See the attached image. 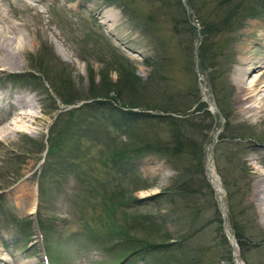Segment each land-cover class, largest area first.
<instances>
[{"label":"rangeland","instance_id":"1","mask_svg":"<svg viewBox=\"0 0 264 264\" xmlns=\"http://www.w3.org/2000/svg\"><path fill=\"white\" fill-rule=\"evenodd\" d=\"M219 1L0 0V117L4 119L0 128L6 125L15 129L14 133L0 134V258L7 254L12 264H44V257L48 264L164 262L159 251L130 253L136 240L154 243L159 242L167 230L180 233V226L174 227L168 218L169 206L163 198H158L151 206L144 205L141 210L138 207L129 212L134 220L137 212L155 217L159 226L156 233L134 224L131 218L122 221L120 209L109 215V231L114 230L115 224L124 226L133 238L128 242L107 234L103 218L106 212L102 206L106 195L119 194L123 187L128 197L140 200L166 191L176 172L164 160L147 156L128 161L122 170L104 167L97 162L99 150L103 149L97 146L86 151L89 156H95L91 161L94 170L93 177L88 176L83 184L84 177L77 175L87 174L90 164L68 163L74 155L68 160L65 157L68 150L44 157L55 126L53 116L63 115L64 120L68 110L77 108L76 105H63L62 100L72 98L73 94L84 97L91 88L98 91L103 83L116 82L120 77L117 60L129 67L140 83L160 82L170 107L175 105L179 111L193 112L196 102L203 100L202 89L210 101L214 100L210 92V73L218 82L224 79V88L230 91L226 107L231 126L250 127L251 135L259 143L253 142L255 139L239 142L236 138L233 141L226 138L216 143L210 159L212 143L221 124L217 119L210 128L206 167L210 160L213 178L220 183L225 201L222 173L231 181L238 180V185L246 186L242 195L254 207L258 225L264 230V110L244 112L236 101L234 83L241 62L246 58H252L246 67L262 65L264 73V63L257 62L259 57L264 58V18L249 19L240 30L232 33L209 34L210 45L204 52L207 61L204 64H211L207 60L209 56L215 67L204 69L199 56L200 23L208 19L215 24V16L211 13ZM181 7L185 8L184 16ZM4 49L16 51L18 66L5 65L8 55ZM154 71L157 72L153 74ZM254 75L256 73L247 74L245 80L251 81ZM216 85L218 87L219 83ZM150 89L151 86L149 92ZM142 93L136 98L145 103L147 97L148 103H152L149 102L152 93ZM163 97H152L155 101L152 106H158ZM20 98L30 105L22 111L36 118L26 119L22 127L16 128L13 121L17 116L9 102ZM106 101L118 108L126 102L124 98ZM54 103L60 109L56 114L51 112ZM62 127L60 121L58 128ZM160 135L164 136L165 131ZM118 136L121 142L126 141L122 135ZM65 140L68 148V139ZM74 140L71 145L75 144ZM242 144L244 148L239 149L237 145ZM232 156L236 164L231 162ZM242 174L246 177L244 181H240ZM131 182L140 183L138 191L131 192ZM95 192L97 194H92ZM202 195L210 194L204 190ZM212 195L217 205L215 192ZM199 200L202 202V197ZM91 217L98 222L90 226L87 222L91 223ZM40 220L44 228L37 225ZM204 220L202 217L201 222ZM214 227L211 225L194 240L189 254L198 256L203 264H227L221 252L223 248L213 241ZM249 258L250 264H258L257 256L251 253ZM0 264L9 263L0 259Z\"/></svg>","mask_w":264,"mask_h":264},{"label":"trees","instance_id":"2","mask_svg":"<svg viewBox=\"0 0 264 264\" xmlns=\"http://www.w3.org/2000/svg\"><path fill=\"white\" fill-rule=\"evenodd\" d=\"M121 6L125 7L123 3ZM181 10L184 16L185 8ZM213 14L216 19L214 25L212 24L213 21L206 18V22L201 21L200 23L202 39L199 56L201 66L204 69L215 67L209 56L207 60L211 61V64H204L207 62L204 52L210 45L208 42L209 34L232 33L240 30L244 22L249 19L264 18V0H238L235 3H233V0H220L218 5L214 7L211 15ZM186 23L189 25L188 19H186ZM190 28L195 29L193 26H190ZM115 63L121 69H119L120 77L116 82L113 84L110 82L103 83L98 91L91 88L89 94L84 97L73 94L72 98L62 100V104L65 106L76 105L79 103L78 101L86 103L68 110L64 114L68 117L64 120L61 117L63 115L58 114L56 116L54 130L50 129L46 157L68 150V154L65 156L68 160L74 154L68 163L72 164L80 161L86 165H91L92 158L95 156H89L86 151L100 146L103 149L99 150L97 162L104 167H119L120 170L130 160L147 156L161 158L176 172L175 178L166 191L140 200L128 197L126 195L127 191L123 187L119 194H109L106 195V198L103 197L102 206L105 207L106 212L103 218L105 219V226L108 228L107 234L117 235L116 237L121 242H128L130 238L133 239L129 236V229L124 226L115 224L114 230L109 231V221L111 223L109 215L115 212L116 209H120L122 221L131 218L134 224L147 228L150 232H158L159 226L155 221L157 220L155 217L137 212L134 220L129 212L138 207V210H141L144 205L151 206L152 202L158 198H163L169 206L167 210L168 218L174 224V227L180 226V233L167 230L159 238L160 241L154 243H142L136 240L135 247L130 253L159 251L164 259L162 264H203L198 256L189 254L190 245L192 243V246L195 245L194 240L198 236L201 237L202 233H205L211 225H215L212 234L213 241L216 242L217 247L220 244L223 248L221 251L224 252L223 260L227 264H233L231 247L223 233V227L226 225L237 242L240 257L244 263L250 264L251 259L249 257L252 253L257 256L258 264H264V260L261 259L264 257V230L258 225L254 207L251 203L248 204L245 201V195H242L246 186H240L237 183L238 180L232 179L231 181L227 175L220 173L226 191L227 219L225 224L214 201V195H212L214 192L206 178V147L211 139L209 135L210 128L219 117L217 115L212 116L208 111V105L200 99L196 102L197 106L193 112L176 110L175 105L171 108L160 82L153 81L151 83V80H149V82L142 84L140 79L128 70L129 67L118 60ZM156 72L154 71L153 74ZM38 73L40 72L38 71ZM51 79L56 82L55 78ZM222 81L218 82L210 73V92L220 115L224 119L222 133L218 136L217 143L223 142L226 138L231 139V141L236 138L239 142L255 139L251 135L252 130L250 127L240 124L231 126L230 113L226 107L230 98V91L225 90V81ZM94 83L95 80H92L91 84ZM161 83L164 84L165 82L161 81ZM216 83H219L218 87ZM149 86H151L150 92ZM141 93H152L149 98V102L152 103H148L147 97V99L144 98V101H147L145 103L138 100L136 97ZM156 95H164V97L161 100L159 99L158 106L153 107L155 101L152 100V97ZM108 98L114 101L124 98L126 102H122L121 108H118L107 102ZM135 109L140 110L135 111ZM58 110L59 107L54 103L51 112ZM77 115H80L79 119ZM208 117L212 118L207 120ZM60 121L63 122V127L59 129ZM213 121L215 123H212ZM57 129L58 131L53 136L54 131ZM164 131L165 135L161 136L160 134ZM112 132L115 135H112ZM118 134L122 135L126 141L121 142ZM65 139H68V148H66L67 142ZM73 140L75 144L71 145L70 143ZM110 141L115 142L111 143ZM253 142L259 143L256 139ZM83 143H87V145L85 146ZM116 146L121 148L118 149ZM237 147L243 149L244 145H237ZM230 160L233 164H236L234 156ZM93 170L91 165L87 169V174L77 175L79 178L84 177L83 181H78L85 184V179L88 176L93 177ZM242 176L243 178L240 181L246 179L244 174ZM93 179L96 180V178ZM131 184L133 185L131 192L138 191L141 187L139 186L140 183L131 182ZM101 189L104 190L103 187ZM204 190L210 195H202ZM199 197H202V202ZM207 201L210 204H206ZM202 217L205 218L204 222H201ZM89 220L91 223H87L90 226L98 222L95 217H91ZM39 224L43 227L41 220L38 221ZM118 261L121 263L122 259H118Z\"/></svg>","mask_w":264,"mask_h":264},{"label":"bare ground","instance_id":"3","mask_svg":"<svg viewBox=\"0 0 264 264\" xmlns=\"http://www.w3.org/2000/svg\"><path fill=\"white\" fill-rule=\"evenodd\" d=\"M7 41L8 40H6L5 43H7ZM4 50L6 51L8 55L6 57L7 64L5 63L4 64L11 66V67L18 66L17 65L18 57L16 55L17 54L16 51L14 52V50L12 51L8 49H4ZM258 59L259 61L257 62L264 63V58L259 57ZM251 61H252V58L244 59L241 62L242 63L241 67L238 69L237 74L234 77V83L237 86L236 101L244 112L257 113V112L264 110V73H262L263 70H262L261 64H260L261 66H255V67H252L251 69L249 67H246ZM252 73H256V75L252 76V80L251 81L245 80V76L247 74L251 75ZM21 99L22 98H20V100L14 99L13 102L12 101L9 102V105L11 106L13 113H15L16 114L15 116H17V118L13 121L14 122L13 124L16 126V128L22 127L21 124L24 120L26 119L35 120L36 118V117L34 118V116H32L30 113L22 111L24 110V108H28L30 105H27L21 102ZM1 100L2 98H0V102ZM3 121H4L3 117H0V125L3 123ZM1 128H0V134L8 133V132L12 133L13 131H15V129L12 130L11 128H9V126H6V125L2 126ZM2 255L3 256H1L0 259L3 261V263L12 264L10 257L7 254L6 255L2 254ZM19 264H26V263L20 262Z\"/></svg>","mask_w":264,"mask_h":264},{"label":"water","instance_id":"4","mask_svg":"<svg viewBox=\"0 0 264 264\" xmlns=\"http://www.w3.org/2000/svg\"><path fill=\"white\" fill-rule=\"evenodd\" d=\"M202 93L204 95V98L206 99V96H205V93H204L203 90H202ZM208 104H209V107H210V111L211 112L220 115L219 114V111L216 108V106H215L214 103L208 102ZM220 119H221V126H220L219 130L216 132L215 137H217V135L221 132L222 127H223V119L221 118V116H220ZM215 143H216V140L214 141L212 147H214ZM212 156L213 155H211V158H212ZM209 165L210 164H208V166ZM210 182L213 183L214 190L218 193V199H219L218 202H219L220 212H221L222 217L225 218V216H226V202H225V200L222 198V196L219 193V191H220V185L212 179L211 175H210ZM224 234H225L226 238L228 239L229 244L231 246L232 256L234 257V263L235 264H244V262L239 257V250H238L236 241L233 238L232 234L228 230H226V229H224Z\"/></svg>","mask_w":264,"mask_h":264}]
</instances>
